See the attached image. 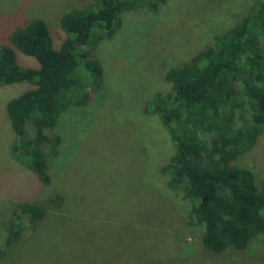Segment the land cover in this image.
Returning <instances> with one entry per match:
<instances>
[{"label":"trees","instance_id":"1","mask_svg":"<svg viewBox=\"0 0 264 264\" xmlns=\"http://www.w3.org/2000/svg\"><path fill=\"white\" fill-rule=\"evenodd\" d=\"M166 1L92 0L63 13L58 30L33 19L0 44V88L23 86L7 102L6 115L15 136L11 155L26 178H36L41 188L52 185V173L72 158L70 118L79 112L77 123H84L88 107L105 99L108 75L93 52L120 41L125 16L155 14ZM165 81L168 91L154 94L144 111L169 134L171 155L159 172L167 188L190 204L188 227L202 230L210 254L248 252L259 243L264 261V176L244 161L264 134V0H256L212 44L170 68ZM33 194L34 188L29 198L0 197L18 206L0 245V262L27 228L37 231L48 217L49 207L32 200ZM66 203L59 191L51 206L62 210Z\"/></svg>","mask_w":264,"mask_h":264},{"label":"rangeland","instance_id":"2","mask_svg":"<svg viewBox=\"0 0 264 264\" xmlns=\"http://www.w3.org/2000/svg\"><path fill=\"white\" fill-rule=\"evenodd\" d=\"M91 1L0 0V44L33 19L58 30L63 13ZM255 5L256 0H167L155 14L125 16L120 41L104 42L93 52L108 75L106 97L88 107L84 123H77L79 112L70 118L72 158L52 173L54 183L47 187L26 178L11 155L15 136L6 105L23 86L0 88V197L29 198L34 188L32 200L49 207L37 231L27 228L0 264H264L259 243L248 252L220 255L203 248L202 230L188 227L190 204L167 188L159 172L171 155L169 134L144 111L154 94L168 91L170 68L212 44ZM255 148L244 161L263 178L264 134ZM59 191L67 199L62 210L51 206ZM16 203L0 202V245Z\"/></svg>","mask_w":264,"mask_h":264}]
</instances>
